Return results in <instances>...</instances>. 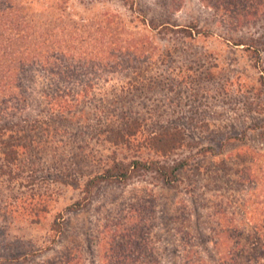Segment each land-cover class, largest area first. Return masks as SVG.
<instances>
[{"label":"rangeland","instance_id":"1","mask_svg":"<svg viewBox=\"0 0 264 264\" xmlns=\"http://www.w3.org/2000/svg\"><path fill=\"white\" fill-rule=\"evenodd\" d=\"M0 10V264H264V0Z\"/></svg>","mask_w":264,"mask_h":264},{"label":"trees","instance_id":"2","mask_svg":"<svg viewBox=\"0 0 264 264\" xmlns=\"http://www.w3.org/2000/svg\"><path fill=\"white\" fill-rule=\"evenodd\" d=\"M9 7L11 9V6H9ZM3 13H4V11L0 10V23H2L1 15H3ZM45 28H46V26L44 27V29ZM106 49L109 50V51H107V54L105 53L106 57L112 56L114 49H112V47H110V45H108ZM0 56H3V55H0ZM0 58H2V57H0ZM71 59H72V57H71ZM2 60L3 59H0V112H2V105L8 103V99H14L15 100L18 97V94L14 95L15 94V92H14L15 88L12 86L13 80H12V76L10 75L11 72L9 71L10 66L8 65V68H7L6 72L4 73V71L2 69V65H3ZM61 106L62 107H60V106L56 107V110L58 111V113H64V112H68L70 110V107L68 104L67 105L64 104ZM153 165H154V163H148V165H147L146 163H141L139 161H134V163H132L133 167H135L136 169L143 168L141 170H143L144 172L154 170L155 172H157L159 174V177L161 178V180L163 182H168V179H165L167 174H168V173L167 174L165 173V168L156 167V168L152 169ZM177 168L174 167V169L171 172V175L174 174V172L177 170ZM109 174L110 173L107 172V175H105V177H109V176L110 177H119L122 179H126L128 177L127 173H122L121 175H109ZM105 177H97V178H105ZM105 264H112V263L106 262ZM193 264H195V263H193ZM202 264H206V263H202Z\"/></svg>","mask_w":264,"mask_h":264}]
</instances>
